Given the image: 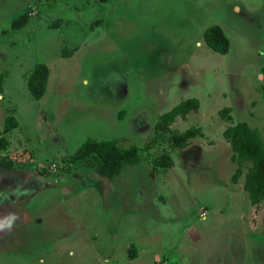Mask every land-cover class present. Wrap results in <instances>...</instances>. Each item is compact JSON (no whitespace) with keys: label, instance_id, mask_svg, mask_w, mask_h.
Wrapping results in <instances>:
<instances>
[{"label":"rangeland","instance_id":"1","mask_svg":"<svg viewBox=\"0 0 264 264\" xmlns=\"http://www.w3.org/2000/svg\"><path fill=\"white\" fill-rule=\"evenodd\" d=\"M213 24L225 55L203 41ZM39 62L49 75L34 99ZM0 72V128L17 121L0 151L14 161L0 168V264H264V201L252 229L218 117L235 99L233 122L264 142V0H0ZM190 97L202 113L171 127L204 136L170 147L155 122ZM86 138L137 145L140 160L101 176L91 158L70 159ZM166 152L172 165L153 166Z\"/></svg>","mask_w":264,"mask_h":264},{"label":"trees","instance_id":"2","mask_svg":"<svg viewBox=\"0 0 264 264\" xmlns=\"http://www.w3.org/2000/svg\"><path fill=\"white\" fill-rule=\"evenodd\" d=\"M29 19V12L25 11L15 17L11 22V28L23 27ZM205 44L215 52L220 54L227 53L229 40L223 29L213 24L205 28L203 32ZM74 49L69 50L72 52ZM49 75L48 66L39 62L27 76V88L32 98L39 99L43 96ZM4 75L0 72V93L2 92V82ZM199 101L197 98L190 97L180 100L167 111L161 113L154 125L159 133L167 135V142L170 147L183 149L187 147L190 140L194 137H203L202 128L199 125H191L180 131L171 127L176 118L186 119L189 112L198 109ZM230 107H222L218 110L220 120L229 124L223 129L222 136L228 142L231 155L230 160L236 164V168L231 176V180L236 182L243 175L244 180L242 189L246 193L250 205L249 223L256 224L258 213L263 207L264 201V142L256 127L250 126L245 121L232 122ZM17 126V121L11 114L4 117L3 126L0 128V151H4L8 146L6 133ZM140 147L130 145L121 147L113 139H93L86 138L70 155L73 161L91 158L95 161L96 172L104 177L111 178L118 175L126 165L138 163ZM153 166L167 168L173 163L172 157L166 152L161 153L152 159ZM248 163L249 165H245ZM246 171L243 172V168ZM14 161L9 157L0 156V168L12 169ZM242 219L245 214H242ZM133 257L132 254L129 255Z\"/></svg>","mask_w":264,"mask_h":264},{"label":"crops","instance_id":"3","mask_svg":"<svg viewBox=\"0 0 264 264\" xmlns=\"http://www.w3.org/2000/svg\"><path fill=\"white\" fill-rule=\"evenodd\" d=\"M232 10L233 11H236V12H244V9L239 5V4H237V3H233L232 4ZM222 29H223V31H224V33H225V28L223 27V26H221V25H219ZM226 34V33H225ZM226 36H227V34H226ZM202 37H203V35H202ZM227 38H228V40H229V48H230V39H229V36H227ZM204 41V40H203ZM205 43V42H204ZM212 50V49H211ZM214 53H218V52H215V51H213ZM228 52V51H227ZM220 54V53H219ZM222 55H225V54H222ZM263 77V75H262V73H259V78H262ZM239 97H241V95H238L236 98H239ZM234 100L235 99H233L230 103H228L229 105H225V106H227V107H230V109H231V111H232V109H233V103H234ZM224 107V106H223ZM192 112V111H191ZM196 112H199L200 114L202 113L201 111H199V109H196ZM198 113V114H199ZM231 113V112H230ZM189 116V115H188ZM232 116V115H231ZM232 122H233V118H232ZM228 123V122H227ZM229 124V123H228ZM227 124V125H228ZM262 210V209H261ZM242 214H244V213H241V215H240V220H241V222H242V229H243V231L245 230H247L248 229V226L246 225V224H244L243 223V221H244V219H242L241 218V216H242ZM205 219H206V217H205ZM205 219H203V220H205ZM214 220V215H209V218L207 217V222L208 221H211V220ZM212 220V221H213ZM250 224V223H249ZM206 224L205 223H203V224H200L199 226L200 227H204ZM257 225V221H256V224L255 225H249V227H251L252 229L255 227ZM231 259H233L232 257H230ZM233 261V260H232Z\"/></svg>","mask_w":264,"mask_h":264}]
</instances>
